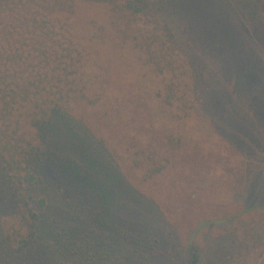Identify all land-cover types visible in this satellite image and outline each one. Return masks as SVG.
<instances>
[{
	"label": "trees",
	"instance_id": "trees-1",
	"mask_svg": "<svg viewBox=\"0 0 264 264\" xmlns=\"http://www.w3.org/2000/svg\"><path fill=\"white\" fill-rule=\"evenodd\" d=\"M194 1L0 0V264H199L228 213L204 186L212 123L237 121L219 85L252 118L264 88L248 36L215 25L240 10ZM244 1L262 36L264 0Z\"/></svg>",
	"mask_w": 264,
	"mask_h": 264
},
{
	"label": "rangeland",
	"instance_id": "rangeland-1",
	"mask_svg": "<svg viewBox=\"0 0 264 264\" xmlns=\"http://www.w3.org/2000/svg\"><path fill=\"white\" fill-rule=\"evenodd\" d=\"M223 1L233 10L240 11L236 19H216L217 24L214 21L216 28L221 29L229 25L232 31L236 28L234 31L239 36L243 38H246L245 34L248 36L247 47L256 57L253 66L259 74H262L257 80V85L262 89V86L264 88V34L259 35L255 26L257 24L251 25L245 8L250 3L244 0ZM198 4L200 1L193 2V6ZM200 8L205 12L209 11L204 2L201 3ZM207 19V16L201 18L200 24L208 26ZM218 29H216L217 32L221 34ZM214 36H216L215 33ZM218 41L228 58L230 50L226 45L228 39L222 37ZM244 69L245 64L243 68L241 66V71ZM253 80L256 81V77ZM219 86L228 96L231 116L237 118V121L235 126L232 124L230 127L225 124L226 119L222 117L212 123L211 132L214 141L225 143L224 150L220 154L224 156V159L210 164L216 171L211 172L213 178H208L204 186L209 187L211 195L208 200L211 203L219 204L220 209H227L228 213L225 214H235L258 202L264 204V101L258 104L263 107L262 117L259 118L254 112L252 118L250 107L243 109L239 106L241 101L239 95H235L232 91L231 77L226 76ZM221 113L231 118L225 111ZM200 115L202 114L194 113L187 124L195 125ZM211 180H215L214 184L210 182ZM225 214L221 211L216 218L222 220ZM201 218L206 219L208 216L203 215ZM221 220L212 226L206 225L200 232L197 240L199 252H201L199 264H264V210L259 212L252 210L240 216L234 215L231 220ZM183 262L191 264V257L184 258Z\"/></svg>",
	"mask_w": 264,
	"mask_h": 264
}]
</instances>
